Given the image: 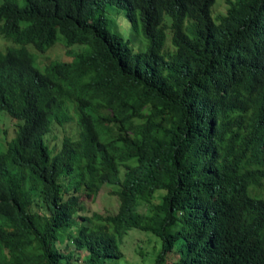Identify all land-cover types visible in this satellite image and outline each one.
I'll use <instances>...</instances> for the list:
<instances>
[{"label":"trees","instance_id":"16d2710c","mask_svg":"<svg viewBox=\"0 0 264 264\" xmlns=\"http://www.w3.org/2000/svg\"><path fill=\"white\" fill-rule=\"evenodd\" d=\"M213 3L0 0V264H106L131 228L154 264H264V0Z\"/></svg>","mask_w":264,"mask_h":264},{"label":"rangeland","instance_id":"374dc122","mask_svg":"<svg viewBox=\"0 0 264 264\" xmlns=\"http://www.w3.org/2000/svg\"><path fill=\"white\" fill-rule=\"evenodd\" d=\"M227 3L226 0H214V3L211 7V15L214 17L218 14L225 12ZM121 18L120 23L122 24V33L127 34L128 32V22L124 15V10L122 9V14L120 15ZM4 40L7 42H4ZM59 43V42H57ZM9 45V40L0 37V47L3 45ZM6 45V46H7ZM74 47H79V45H74ZM5 48V47H4ZM3 48V49H4ZM1 49V50H3ZM47 57L42 55H37V61L40 63H44L47 59L55 58V57H65V47L62 44H58L54 46L48 53ZM75 108V104L70 105L67 104V112L73 119L69 123H66V128L72 129V125L75 120V110L71 108ZM74 117V118H73ZM5 123L10 124L11 122L8 119H4ZM62 127L60 126H53L52 132L47 134V140L50 146H55L59 143L61 135H62ZM114 186V185H112ZM112 186L105 185L101 187L97 195L94 197L93 200L86 199L85 196H81V201L84 203L86 211H100V212H114L117 210L118 207V200L115 195L109 194L111 193L110 190ZM121 250L123 251V256L120 258H112L107 259L106 264H154L155 257L159 250L161 249V240L158 236L154 235L149 231H142L137 228H131L127 231L126 234L122 236V238L118 241ZM63 247V245L61 246ZM85 252H82L84 254ZM170 259L177 258L176 248L172 250L171 253L168 254Z\"/></svg>","mask_w":264,"mask_h":264},{"label":"clouds","instance_id":"9594fccd","mask_svg":"<svg viewBox=\"0 0 264 264\" xmlns=\"http://www.w3.org/2000/svg\"><path fill=\"white\" fill-rule=\"evenodd\" d=\"M57 42H59V43H57ZM55 44H53L51 47H49L46 51H44V52H39V51H36V50H38V49H36V48H34V47H29L30 49H31V52L34 54V56H35V60H36V62L37 63H39V64H43V63H40L39 61H37V55H42V56H44V57H47L48 55H47V53L54 47V46H56V45H58V44H62L63 45V43L60 41V40H58ZM64 46V45H63ZM65 47V53H66V56L65 57H62V58H59V57H55V58H50V59H47V61H45L44 63H46V62H50L51 60H59V61H61V62H71V59H72V57H71V54H72V51H75L76 50V47H74V45H72V46H68V47H66V46H64ZM71 51V53H69Z\"/></svg>","mask_w":264,"mask_h":264}]
</instances>
